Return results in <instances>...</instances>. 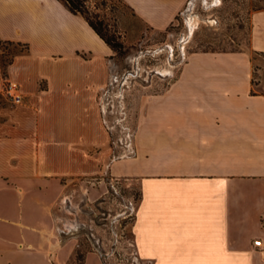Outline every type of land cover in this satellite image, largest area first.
<instances>
[{"label": "crops", "instance_id": "crops-1", "mask_svg": "<svg viewBox=\"0 0 264 264\" xmlns=\"http://www.w3.org/2000/svg\"><path fill=\"white\" fill-rule=\"evenodd\" d=\"M123 1L163 30L189 0ZM0 38L27 46L0 76L24 95L0 106V264H62V196L83 179L104 189L108 171L138 181L143 263L264 264V91L250 51L192 53L153 96L136 154L112 160L99 98L114 52L86 17L62 0H0ZM251 49L264 54V10Z\"/></svg>", "mask_w": 264, "mask_h": 264}, {"label": "rangeland", "instance_id": "rangeland-1", "mask_svg": "<svg viewBox=\"0 0 264 264\" xmlns=\"http://www.w3.org/2000/svg\"><path fill=\"white\" fill-rule=\"evenodd\" d=\"M81 2L115 45L111 80L99 98L112 160L136 154L137 131L151 115L153 96L167 89L194 52L250 51L257 89L264 91V54L251 49L253 16L264 10V0H189L163 30L146 25L123 0ZM22 49L0 42V76H7L8 63ZM7 104L13 105L0 92V106ZM103 176L104 189L99 178L66 188L54 225L60 260L62 264H147L136 252L132 229L141 198L138 181L109 171Z\"/></svg>", "mask_w": 264, "mask_h": 264}, {"label": "trees", "instance_id": "trees-1", "mask_svg": "<svg viewBox=\"0 0 264 264\" xmlns=\"http://www.w3.org/2000/svg\"><path fill=\"white\" fill-rule=\"evenodd\" d=\"M62 1H64L68 5V7L72 12L83 14L88 20L89 24L94 28V30L112 47V49L115 48V45L112 43V40L108 38L106 34L103 32L102 24H100L99 22H95L91 17L88 16V12L86 9L83 8L81 0H62ZM0 42L22 45L21 43L4 41L1 38H0ZM22 46L23 49L20 51H23L24 49L27 48L26 45H22ZM11 61L8 64H10Z\"/></svg>", "mask_w": 264, "mask_h": 264}, {"label": "built area", "instance_id": "built-area-1", "mask_svg": "<svg viewBox=\"0 0 264 264\" xmlns=\"http://www.w3.org/2000/svg\"><path fill=\"white\" fill-rule=\"evenodd\" d=\"M0 91L9 99L13 104H22L24 95L21 91L20 85L11 80H5L1 86Z\"/></svg>", "mask_w": 264, "mask_h": 264}]
</instances>
